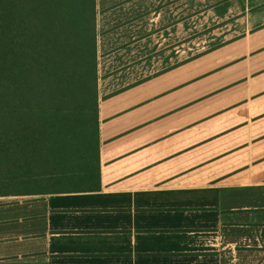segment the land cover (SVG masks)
Here are the masks:
<instances>
[{
    "label": "crops",
    "instance_id": "1",
    "mask_svg": "<svg viewBox=\"0 0 264 264\" xmlns=\"http://www.w3.org/2000/svg\"><path fill=\"white\" fill-rule=\"evenodd\" d=\"M100 188L0 195V264H264V0H96Z\"/></svg>",
    "mask_w": 264,
    "mask_h": 264
},
{
    "label": "trees",
    "instance_id": "2",
    "mask_svg": "<svg viewBox=\"0 0 264 264\" xmlns=\"http://www.w3.org/2000/svg\"><path fill=\"white\" fill-rule=\"evenodd\" d=\"M96 12L0 0V195L100 188Z\"/></svg>",
    "mask_w": 264,
    "mask_h": 264
},
{
    "label": "rangeland",
    "instance_id": "3",
    "mask_svg": "<svg viewBox=\"0 0 264 264\" xmlns=\"http://www.w3.org/2000/svg\"><path fill=\"white\" fill-rule=\"evenodd\" d=\"M5 190V189H4ZM4 190H1V191H4ZM1 211V210H0ZM1 213V212H0ZM1 215V214H0Z\"/></svg>",
    "mask_w": 264,
    "mask_h": 264
}]
</instances>
